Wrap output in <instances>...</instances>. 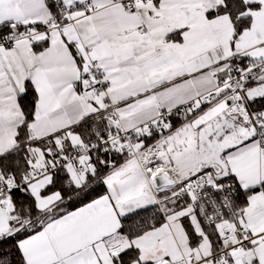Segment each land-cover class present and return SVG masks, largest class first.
<instances>
[{"label": "snow or ice", "instance_id": "snow-or-ice-1", "mask_svg": "<svg viewBox=\"0 0 264 264\" xmlns=\"http://www.w3.org/2000/svg\"><path fill=\"white\" fill-rule=\"evenodd\" d=\"M0 264H264V0H0Z\"/></svg>", "mask_w": 264, "mask_h": 264}]
</instances>
